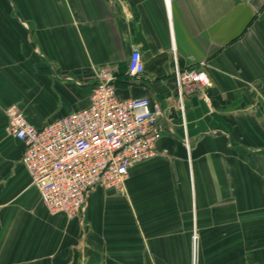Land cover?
Listing matches in <instances>:
<instances>
[{
  "label": "crops",
  "instance_id": "obj_1",
  "mask_svg": "<svg viewBox=\"0 0 264 264\" xmlns=\"http://www.w3.org/2000/svg\"><path fill=\"white\" fill-rule=\"evenodd\" d=\"M102 66L120 100L161 109L158 155L79 217L52 215L6 112L37 129L70 116ZM176 67L209 77L184 117ZM0 264H264V0H0Z\"/></svg>",
  "mask_w": 264,
  "mask_h": 264
},
{
  "label": "built area",
  "instance_id": "obj_2",
  "mask_svg": "<svg viewBox=\"0 0 264 264\" xmlns=\"http://www.w3.org/2000/svg\"><path fill=\"white\" fill-rule=\"evenodd\" d=\"M169 6L170 0H165ZM144 66L133 48L128 76L139 80ZM117 72L102 66L95 71L89 105L37 129L16 108L7 110V133L23 146L22 164L50 214L79 217L98 188L123 192L130 169L158 155L162 111L147 98L120 100ZM177 103L184 117L186 95L209 85L203 69L175 68ZM185 127V126H184ZM188 146V140L185 138Z\"/></svg>",
  "mask_w": 264,
  "mask_h": 264
}]
</instances>
